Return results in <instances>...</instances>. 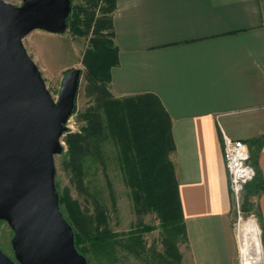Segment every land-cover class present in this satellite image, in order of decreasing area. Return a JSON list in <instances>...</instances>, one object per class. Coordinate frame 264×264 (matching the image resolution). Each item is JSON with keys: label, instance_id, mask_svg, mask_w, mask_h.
<instances>
[{"label": "crops", "instance_id": "1", "mask_svg": "<svg viewBox=\"0 0 264 264\" xmlns=\"http://www.w3.org/2000/svg\"><path fill=\"white\" fill-rule=\"evenodd\" d=\"M114 1L110 90L152 95L169 116L179 254L189 264L236 259L223 132L249 146L258 171L261 189L245 197L256 199L264 249V0Z\"/></svg>", "mask_w": 264, "mask_h": 264}, {"label": "water", "instance_id": "2", "mask_svg": "<svg viewBox=\"0 0 264 264\" xmlns=\"http://www.w3.org/2000/svg\"><path fill=\"white\" fill-rule=\"evenodd\" d=\"M20 2L0 0V221L13 232V257L0 248V264H87L55 183L82 72L68 71L54 100L23 44L33 30L64 32L72 2Z\"/></svg>", "mask_w": 264, "mask_h": 264}, {"label": "trees", "instance_id": "3", "mask_svg": "<svg viewBox=\"0 0 264 264\" xmlns=\"http://www.w3.org/2000/svg\"><path fill=\"white\" fill-rule=\"evenodd\" d=\"M104 1L107 15L99 19L96 29L100 32V29L108 28L109 38H93L85 62L88 80L86 87L92 90L89 94L93 96L94 103L81 114L85 120L81 132L66 131L63 134L68 148L64 164L72 170L79 186L84 188V178L93 162H100L106 168L108 158L102 143L111 141L117 149L112 162L131 188L141 211H157L163 224H172L183 239L185 234L178 193L169 159V152L173 147L169 116L152 95L117 97L111 92L110 70L117 64L111 20L115 1ZM81 9L79 4L72 5L67 20V27L76 35L82 34L78 26ZM251 184L255 185L256 192L261 189L258 171ZM56 189L60 210L72 226L75 246L86 257L87 264H90L87 251L97 261L113 263L116 260V246L121 244L115 240L102 204L97 201L93 214L86 216L67 191L60 192L57 184ZM151 229L149 226L144 228L145 231Z\"/></svg>", "mask_w": 264, "mask_h": 264}, {"label": "rangeland", "instance_id": "4", "mask_svg": "<svg viewBox=\"0 0 264 264\" xmlns=\"http://www.w3.org/2000/svg\"><path fill=\"white\" fill-rule=\"evenodd\" d=\"M20 5V0H6ZM72 5L82 6L78 26L82 34H73L69 28L62 33H50L44 30H33L24 39L23 44L38 66L45 85L52 98L57 100L60 85L65 74L72 69H80L79 89L76 97L75 112L67 122L66 133H79L85 125L82 113L93 105L92 92L88 89L85 64L87 51L91 48L93 38L105 36L109 38L108 28L97 32L99 19L104 18L107 6L104 0H71ZM63 152L55 156V181L60 192L69 194L76 200L80 210L89 216L95 210L96 202H100L106 211L109 227L117 245L116 260L110 264H189L179 248L185 253L180 232L170 223L163 224L157 211H141V206L133 198L131 188L121 177L119 169L112 159L117 155V149L111 141L103 144L108 163L106 168L100 162H93L84 178L85 187L79 186L72 170L67 167L65 153L67 144L64 135L61 137ZM146 226L152 227L145 231ZM13 232L5 221H0V248L13 257L11 238ZM181 250V252H182ZM90 264H105L97 261L90 252H86ZM234 264H238L237 256Z\"/></svg>", "mask_w": 264, "mask_h": 264}, {"label": "built area", "instance_id": "5", "mask_svg": "<svg viewBox=\"0 0 264 264\" xmlns=\"http://www.w3.org/2000/svg\"><path fill=\"white\" fill-rule=\"evenodd\" d=\"M218 117V116H217ZM223 158L229 174L234 220L232 223L238 264H256L261 257L264 264L261 227L256 213V199L246 201V189L257 176L249 146L240 139H232L223 132Z\"/></svg>", "mask_w": 264, "mask_h": 264}, {"label": "bare ground", "instance_id": "6", "mask_svg": "<svg viewBox=\"0 0 264 264\" xmlns=\"http://www.w3.org/2000/svg\"><path fill=\"white\" fill-rule=\"evenodd\" d=\"M256 264H263V260H262L261 257H258V259H257V263H256Z\"/></svg>", "mask_w": 264, "mask_h": 264}]
</instances>
